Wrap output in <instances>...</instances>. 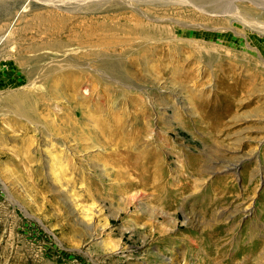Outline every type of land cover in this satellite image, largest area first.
Instances as JSON below:
<instances>
[{
    "label": "rangeland",
    "instance_id": "rangeland-1",
    "mask_svg": "<svg viewBox=\"0 0 264 264\" xmlns=\"http://www.w3.org/2000/svg\"><path fill=\"white\" fill-rule=\"evenodd\" d=\"M73 24L120 68L54 95L21 64ZM2 37L0 264H264V0H0Z\"/></svg>",
    "mask_w": 264,
    "mask_h": 264
},
{
    "label": "bare ground",
    "instance_id": "bare-ground-1",
    "mask_svg": "<svg viewBox=\"0 0 264 264\" xmlns=\"http://www.w3.org/2000/svg\"><path fill=\"white\" fill-rule=\"evenodd\" d=\"M89 24L91 25L92 23ZM66 26L62 27L53 35L46 36V38L44 39H38L36 45L33 48L34 52L29 54L28 56H25L23 63L21 64L23 65L22 70L25 72V74L28 77L37 78L38 82L48 84L51 88L50 93L54 95H59L58 91L60 89H77L90 85H97L100 82L110 83V76L116 74L120 67L116 66L112 61L108 62L106 60V58L108 57L103 53V49H109V47L104 39L101 42L98 36H102L101 34L99 35V31H103L105 25L94 24L92 27L86 26L85 28L80 24H73L71 27ZM138 26H136L135 24V26L133 27ZM128 29V33H131V30H134V28L130 27H128ZM3 38L4 37L0 38V42L3 40ZM34 38H36V36ZM47 39L50 40L47 41ZM94 40H96V42H94ZM42 44L49 46L47 51L44 53L37 52L38 50L35 51V49H37L39 45L42 46ZM35 52L39 54H36ZM101 58L102 60H100ZM83 61H88L89 63L87 62L88 64L82 67L81 65L83 64ZM98 71H104L106 74H108L109 77H98ZM39 73H42V75H39ZM121 78L125 82L129 81V78H127L126 76ZM5 101L6 107H16V110L20 114V116H26V113L23 110H20V97H7ZM53 157L55 158V156ZM53 161L55 162V159ZM58 163L59 162H57L59 174H55L56 178L61 175L60 173H63L62 171L65 167L64 161L62 163ZM96 213L97 216L96 214H92V211L90 214H87V212H83V215L86 219L89 216L92 217V215H95L96 217H98V215L100 216L99 210H97Z\"/></svg>",
    "mask_w": 264,
    "mask_h": 264
}]
</instances>
